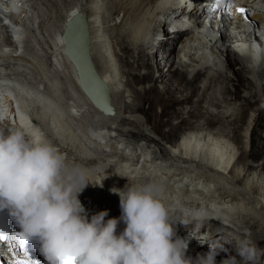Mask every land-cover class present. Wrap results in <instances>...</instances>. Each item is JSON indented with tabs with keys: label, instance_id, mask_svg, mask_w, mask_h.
Masks as SVG:
<instances>
[{
	"label": "bare ground",
	"instance_id": "6f19581e",
	"mask_svg": "<svg viewBox=\"0 0 264 264\" xmlns=\"http://www.w3.org/2000/svg\"><path fill=\"white\" fill-rule=\"evenodd\" d=\"M20 1V6L9 3L0 17L6 22L0 26V105L10 106L7 116L41 133L106 188L157 185L172 228L192 233L195 263L211 258L212 264H264V61L251 59L249 51L264 54V35L258 31L263 41L252 44L240 33L247 23L231 19L232 11L221 12L223 22L214 17L211 27L236 40L234 47L247 54L241 58L212 46L203 27L195 25L197 34L187 31L185 38L165 29L166 23L192 26L198 10L192 0L173 3L169 10L163 0H115L108 6L120 19L114 30L104 27L106 0H48L46 15L39 5L44 0ZM206 1L201 5L211 10L221 0ZM225 3L229 10L231 0ZM188 8L193 11L187 13ZM82 15L113 116L88 101L64 53L63 28ZM125 19H138L133 31L127 33ZM155 22V38L148 42V27ZM40 27L53 31L41 49L35 42ZM223 63V72L210 70ZM141 125H151L165 145ZM162 127L168 133H160ZM233 144L236 150L243 145L239 155ZM0 253L9 264L24 252L5 246Z\"/></svg>",
	"mask_w": 264,
	"mask_h": 264
},
{
	"label": "clouds",
	"instance_id": "9594fccd",
	"mask_svg": "<svg viewBox=\"0 0 264 264\" xmlns=\"http://www.w3.org/2000/svg\"><path fill=\"white\" fill-rule=\"evenodd\" d=\"M87 184L38 131L0 130V210L9 211L28 241L39 240L47 264H190L157 185L111 189L121 215L106 220L107 210L88 218L78 199Z\"/></svg>",
	"mask_w": 264,
	"mask_h": 264
},
{
	"label": "water",
	"instance_id": "95a60500",
	"mask_svg": "<svg viewBox=\"0 0 264 264\" xmlns=\"http://www.w3.org/2000/svg\"><path fill=\"white\" fill-rule=\"evenodd\" d=\"M85 16L72 17L63 28L64 53L74 66L79 86L88 101L105 116H113L108 86L100 79L90 56V35Z\"/></svg>",
	"mask_w": 264,
	"mask_h": 264
},
{
	"label": "rangeland",
	"instance_id": "374dc122",
	"mask_svg": "<svg viewBox=\"0 0 264 264\" xmlns=\"http://www.w3.org/2000/svg\"><path fill=\"white\" fill-rule=\"evenodd\" d=\"M45 2H41V4H39L40 5V7H41V11H42V14L43 15H46L47 14V12H46V10H47V8L48 7H46V5H50V2L52 3V2H54V0L53 1H48V0H44ZM48 1V2H47ZM124 1H126V0H124ZM47 2V3H46ZM109 2V3H108ZM115 2V0H106V1H104V8H103V22H105L106 24L104 25V27H105V29L106 28H108L109 30H114L117 26H118V22H120V19H118V20H116V17L113 15V9H112V7H111V10L108 8V6L110 7L111 6V4L113 5V3ZM45 3V4H44ZM125 5H128V2L127 3H125ZM89 5H87L86 7H88ZM109 9V10H108ZM108 11H110V12H108ZM111 13V14H110ZM104 15H106V16H104ZM108 16V17H107ZM105 17V18H104ZM107 17V18H106ZM110 17V18H109ZM113 17V18H112ZM136 19V18H135ZM106 20V21H105ZM115 20H116V22H115ZM138 20V19H137ZM137 20L135 21V20H133L134 21V23H136L137 22ZM133 21L132 20H130V22L127 20L126 21V19H125V21H124V24H126V25H124L125 27H127V28H129V26H132V27H130L129 28V30L130 31H128V29L126 28L125 30L127 31V33L128 32H131V29H132V31L134 30L133 28V26L135 25L134 23H133ZM109 22V23H108ZM107 23H108V25H107ZM111 23V24H110ZM114 23V25H112ZM127 23H129V24H127ZM133 25H132V24ZM104 24V23H103ZM117 24V25H116ZM110 26V27H109ZM136 26V25H135ZM124 27V28H125ZM152 29H151V28ZM150 27H148L149 29H150V33H153V31L152 30H154V26H150ZM110 28H112V29H110ZM118 28V27H117ZM123 28V29H124ZM39 34H38V39H36L35 40V42L37 43V45H38V47L40 48L41 47V45H42V42L41 41H43L44 42V40L43 39H45V40H49L48 41V43L50 42V37H51V35H49V33L50 32H48V29L47 28H44V27H40L39 29ZM124 30V31H125ZM53 33V31L51 30V33L50 34H52ZM149 33V34H150ZM148 34V35H149ZM50 36V37H49ZM43 37V38H42ZM151 37V38H150ZM148 38H150V39H148ZM148 38L146 39L147 41L149 40H151L152 39V35H150V36H148ZM145 40V41H146ZM148 41V42H149ZM147 43V42H146ZM41 49V48H40ZM115 49V51L117 52V53H119L120 52V55H123L122 54V52L119 50V49H116V48H114ZM43 52V51H42ZM44 54V53H43ZM42 57H44L45 58V56L44 55H42ZM47 59V58H46ZM222 68V67H221ZM226 68H227V66H226V64H224V66H223V68L220 70V71H218V73H220V72H223V70H226ZM238 68V67H237ZM207 71V70H206ZM29 75H31V74H29ZM206 75H210L209 74V71H208V74H205V76ZM15 76V75H14ZM224 83V82H223ZM199 85H200V82H199ZM135 88L137 87L136 85H133ZM142 86H140V87H137V88H141ZM126 89V88H125ZM124 89V90H125ZM126 90H128V89H126ZM129 93V92H128ZM129 95H130V93H129ZM139 99H137V102H135L136 104H138L139 102H140V100L138 101ZM136 101V100H135ZM128 102L130 103L131 102V99H128ZM127 102V103H128ZM156 112L157 113H159V108H157V110H156ZM138 117H140L139 119H141V121L143 120V117L141 116V115H138ZM192 121H194V120H192ZM142 122H144V120L142 121ZM154 121H152L151 123V125H152V127H154V126H157L156 125V123H153ZM145 123V122H144ZM151 125H141L140 126V130H142V131H144V132H146V133H148L149 135H152V136H155V138L156 139H158L159 141H161L160 140V138H159V136L156 134V133H154L152 130H151ZM154 129V128H153ZM168 133V128H166V127H162V128H160V133ZM159 133V134H160ZM180 133L181 132H178V136L180 135ZM114 135H115V133H114ZM161 143L163 144V145H165V143L163 142V141H161ZM234 145V144H233ZM236 145V144H235ZM234 145V147H235V150H236V147L237 146H235ZM243 147V145H241V146H239V149H237L236 150V152H237V154L239 155L240 154V152H241V150H240V148H242ZM249 148V147H248ZM65 162H66V164H67V166H68V169L71 171L72 169H76V170H78L80 173H82L83 174V176H84V178H85V182L86 183H88L87 184V186L84 188V190H86L89 194H91V195H94V197H96V198H99L100 196L101 197H103V198H99L100 199V202H103L105 205H107L108 203H110V202H112V203H119V196L118 195H116V194H114V193H112L111 192V189H114V188H112V186L111 187H109V188H106V187H104L98 180H95V179H93V177L92 176H90L89 174H87V173H85L84 171H82V169H80L78 166H76V165H74L72 162H71V160L69 159V158H65ZM239 162L240 163H243V161L242 160H239ZM88 189V190H87ZM110 198H111V200H110ZM101 199H104V200H106V202H104V201H101ZM251 261H255V257L251 260ZM258 262V261H257ZM258 264V263H257Z\"/></svg>",
	"mask_w": 264,
	"mask_h": 264
},
{
	"label": "snow or ice",
	"instance_id": "6c2138e0",
	"mask_svg": "<svg viewBox=\"0 0 264 264\" xmlns=\"http://www.w3.org/2000/svg\"><path fill=\"white\" fill-rule=\"evenodd\" d=\"M241 13L245 10L240 9ZM12 242L15 243L18 248L21 250L25 249L26 245L28 244V240L19 233L8 234L5 232H0V242Z\"/></svg>",
	"mask_w": 264,
	"mask_h": 264
}]
</instances>
